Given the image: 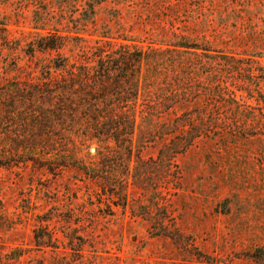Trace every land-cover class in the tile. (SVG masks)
<instances>
[{
  "label": "rangeland",
  "instance_id": "374dc122",
  "mask_svg": "<svg viewBox=\"0 0 264 264\" xmlns=\"http://www.w3.org/2000/svg\"><path fill=\"white\" fill-rule=\"evenodd\" d=\"M260 4L0 0V85L38 75L41 64L57 54L32 52L37 34L69 31L65 55L70 49L87 54L110 42L165 47V41L182 37L208 41L240 59L232 60L225 79L250 104L248 111L218 104L215 76L188 82V90H201L210 103L205 129L211 135L196 138L170 164L158 155V138L142 142L139 133L131 155L121 151L117 162L111 156L105 165L95 155L96 144L75 152L70 146L66 156L37 149L3 158L9 139L1 134L0 264H255L248 254L264 248V105L248 98L253 86L243 77L249 64L264 67V35L256 41L249 25L251 18L257 29L264 26V2L255 11ZM89 11H95L92 19ZM260 87L264 93V82ZM253 114L261 118L244 132L236 122ZM8 128L0 121L1 133ZM83 165L90 166L86 173ZM96 175L112 184L103 187L90 177ZM38 225L54 228L56 248L34 245Z\"/></svg>",
  "mask_w": 264,
  "mask_h": 264
},
{
  "label": "trees",
  "instance_id": "16d2710c",
  "mask_svg": "<svg viewBox=\"0 0 264 264\" xmlns=\"http://www.w3.org/2000/svg\"><path fill=\"white\" fill-rule=\"evenodd\" d=\"M259 2L260 8L256 7L255 11L260 12L264 0ZM93 6L91 3L92 10ZM89 12L87 18L92 19L95 11ZM249 20L251 35L261 41L264 26L257 29ZM67 36V30L66 34L56 31L37 34L30 42L32 52L36 49L57 54L41 64L38 75L29 73L22 80L0 85V121L9 127L4 133L0 131V135L9 139L2 145L9 148L3 158L12 154H36L37 149L45 154H56L58 150L66 156L70 146L74 148L70 152H75L81 146L89 149L91 144H96L95 155L105 165L111 156L117 162L121 151L131 155L135 134L139 133L142 142L158 138L161 143L158 155L170 164L196 138L211 135L205 129L210 103L201 98V90H188L185 86L199 81L202 75L208 79L215 76L213 87L217 90L216 96L221 98L218 104L235 105L244 111L250 108L246 100L238 99L235 89L225 79L232 60L242 61L223 49L212 48L208 41L188 42L181 37L177 41H165V47L146 49L126 44L114 47L109 41L107 46L96 47L87 54L70 49L72 53L65 55L61 50L66 48ZM256 68L249 64L244 69L248 77L243 78L253 86L246 90L248 98L264 105L260 87L264 82V67ZM260 118L256 114L242 115L236 123L245 132L250 122L255 125ZM83 166L86 173L90 166ZM90 177L102 181L103 187L110 183L102 175ZM55 234L54 228L38 225L33 230L34 245L56 248ZM248 255L255 264H264L263 247L255 248Z\"/></svg>",
  "mask_w": 264,
  "mask_h": 264
}]
</instances>
